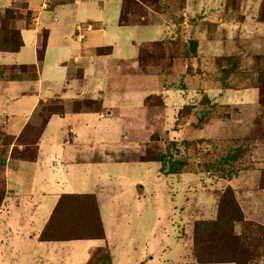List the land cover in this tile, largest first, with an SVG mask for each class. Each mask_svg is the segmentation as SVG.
I'll return each instance as SVG.
<instances>
[{"label":"rangeland","instance_id":"1","mask_svg":"<svg viewBox=\"0 0 264 264\" xmlns=\"http://www.w3.org/2000/svg\"><path fill=\"white\" fill-rule=\"evenodd\" d=\"M197 1L199 3L194 6ZM31 2L35 4V0ZM43 2L47 4L43 5L44 8L47 6L43 21L48 31V50L38 66V75L42 83L40 96L46 103L39 104L29 124L31 130L28 131V138L23 139L33 140L34 136L31 135L34 129L40 128L42 117L47 116L53 107H59L58 102L61 101L62 114L50 116L51 131H48V138L54 144L51 146L56 149H50L46 144L43 148L44 161L48 162L51 168L60 167L62 160L56 154L60 151L57 148V140L64 138L74 144L77 160L83 162L77 168L85 182L83 187L80 184L76 189L62 190L38 183L33 185L30 179L36 174V171H33L35 166L28 170L19 168L9 177L8 184L12 196L7 198L8 211L0 213V229L7 230L8 234L4 233L0 250L11 249L9 253L18 252V255L7 264H36L34 254L38 251L41 252L37 256L40 260L38 264H99L104 261L105 249H108L106 256L110 255L113 264H194L187 262L190 261L188 256L191 253L192 228L195 221L210 218L209 212L215 216L218 197L227 185H230L226 184L227 180H233L232 185L235 188L231 189L234 197L240 209L246 212L243 213L247 216L246 219L252 220L246 224H254H235V233L249 240L263 236L264 208L261 203H264V195L257 198V204L255 199H252L258 194L257 191H262L260 180L264 176V105H257L258 90L254 87L257 85L256 61L258 57L264 56V24L255 23L252 19L260 0H243L240 12L244 16L242 24L236 23L235 17L228 22V16H222L221 4L224 0H185L186 19L190 15L204 17L207 12L213 13V16H208L210 21L223 24L215 31L214 39L219 41L226 38L229 47L235 45L244 53L241 62L235 67L237 75L231 79V88L228 91H220V74L217 76L216 72L210 71L214 61L207 60V52L201 54L199 61L194 60V75L198 74L200 69L203 75L196 77L200 76L205 85L202 88L196 86L199 81L196 78V81L192 80L194 83L190 87L197 88L201 93L206 91L209 99L212 100L211 96L215 97L216 103L213 104L212 113L202 117L200 103L204 95L196 93L198 99L196 96L194 101H190V104H194L190 106L191 109L195 110L189 111L192 117L187 120L188 114L183 115L186 114L187 106H179L186 97L180 93V104L176 105L174 113L169 116L170 120L174 118L170 126L166 123L170 120L158 121L155 111H152L155 108L151 105H158V98L146 102V109L140 108L146 96L151 92L160 91L165 82L168 83L174 77L169 74L155 75L156 72H168L169 61L163 62L160 68L147 67L148 73L145 74L136 63L139 45L162 39L163 25L158 21V15L154 14L151 20L152 16H147L146 4L135 6L130 2V21L146 20V26L122 27L118 24L122 0H39L36 4L39 6ZM21 3L22 0H18L9 7L15 8L17 13L22 15V18H18V15L14 17V21L10 22L11 28H14L17 22L25 21L26 24L25 16L28 11L34 17L29 6L27 9H21ZM170 3L173 5L172 14L183 7L182 0H171ZM62 4H66L64 9L53 12L54 6ZM174 18L179 19V15H173ZM88 24L100 30L92 32L93 38L101 39L99 48L111 47L110 53L105 51L99 55L96 50L95 55L94 50L90 49L87 51L88 56L85 54L82 44L76 41L75 28H85ZM187 26L190 25H184L177 31L185 32V39L190 31ZM199 28L200 26H197L194 29L191 34L193 37ZM82 33L84 41L88 42L91 34H84V30ZM42 34L43 31L41 35H37L39 44ZM179 44L181 45L182 41ZM92 45L97 46L98 42L94 41ZM216 47L218 48V45ZM63 51L68 53L64 54ZM30 53L32 47L26 45L20 54L0 55V67H11L3 64H36L28 62ZM174 63L176 67L183 66L182 61L175 60ZM13 73L21 75L17 77L21 81L25 80L23 82L30 80V75L25 72ZM9 74L12 73L5 71L3 78H0V93L4 94L9 89L8 86L17 81L13 80L7 84L6 81L11 77ZM206 77H209L208 83ZM237 85L239 87H236ZM183 86L178 77L174 78L168 87L172 91H185ZM28 88L33 90L32 85ZM100 92H103L107 99V104L100 110L105 117L99 118L98 112L87 117H75L72 109L87 107V103H82V100L89 96H99ZM29 95L36 97L32 93ZM74 101H78L79 106H74ZM15 104L12 100L9 106L14 105L17 109ZM1 109L0 134L5 131L4 127L11 124L13 130L18 124L17 117L8 116L5 119ZM199 116L202 119H199ZM60 120L63 121L61 124ZM200 127H204V132L187 135L191 129ZM69 128L78 132L77 138L72 137L73 133L68 131ZM146 131L151 136L158 135L150 139L155 142L145 139ZM79 132H83L82 137ZM174 132L178 135L173 136ZM204 136L212 140L201 143L197 141ZM20 140L22 139L14 141L9 138L6 143L19 144ZM183 140L191 142L187 149L181 144ZM170 142L174 146H171ZM30 148L33 146L19 147L20 156H28ZM160 152L169 155L171 159H186L188 164L181 174L172 175L162 171L161 163L141 160L142 157H151ZM225 161L227 162L224 164ZM72 175L79 176V173ZM262 183L264 184V178ZM205 189L211 190L214 195L205 194ZM76 190L94 193L100 206L107 244L104 243V248L95 250L92 253L93 258L87 250L76 251V244L85 242H67L72 249L68 251L55 249L51 243H38L33 238L45 225L58 197ZM199 203L205 204V214L202 207L197 206ZM211 214L209 213L210 216ZM258 250L260 256L250 264H264V246ZM42 257L44 260H41Z\"/></svg>","mask_w":264,"mask_h":264},{"label":"trees","instance_id":"2","mask_svg":"<svg viewBox=\"0 0 264 264\" xmlns=\"http://www.w3.org/2000/svg\"><path fill=\"white\" fill-rule=\"evenodd\" d=\"M18 1V0H16ZM49 1V0H48ZM171 0H122L121 11L119 15V26H142L146 25V20L140 22H131L129 17L132 15V11L129 12L128 7L130 2L133 5H147L148 9L152 12L160 15L168 14L169 18L173 17L171 8L173 5ZM173 1V0H172ZM243 0H226V10H231V16H235L238 21H243V16L239 14ZM184 4V0H182ZM27 1L22 0L21 9H27ZM127 11V12H126ZM18 15V18H22V15L18 14L15 8H4L0 10V52L1 53H18L23 46L20 32L15 28L10 27V22ZM130 15V16H129ZM26 27L29 28L32 22L31 12L26 13ZM254 19L257 23L264 24V0H260V5L256 10ZM14 21V20H13ZM47 31L44 30L42 34L41 43L37 48L36 55L37 61L41 63L44 58V52L46 48ZM182 41L180 45L179 42ZM147 48L154 50L150 51ZM109 48L97 49V53L104 54L105 51H110ZM197 57V42L191 39L184 41L181 38L174 40H164L160 42H153L146 45H142L138 52V63L142 70H147V67L152 66L160 68L161 64L173 59H185ZM256 64L257 77L255 81L257 85L254 87L258 90V104L260 107L264 105V56L258 57ZM239 57H217L215 65L220 68L219 81L222 89L229 87L231 79L236 78L235 67L239 65ZM10 72L11 77L8 81L19 80L18 74H14L13 71L29 74L31 81L38 80V66L36 65H21L11 67H0V78L4 76V72ZM235 71V72H234ZM14 74V75H13ZM24 78V77H23ZM236 87H239L238 85ZM252 87V88H254ZM159 100V99H158ZM89 103L92 102H84ZM201 104L208 109L202 110V116L212 113L213 106H210V101L207 97H204ZM79 106V102H76L74 106ZM186 108L187 115L190 111V107ZM77 110V109H76ZM61 115L62 106L54 107L49 110L47 116L42 117L40 128L32 129L33 140L27 141L28 131L31 130L27 125L22 133L14 140L13 138L0 134V205L5 198V186L4 178L2 175L5 165L4 157L8 153L9 147L10 158L14 160H26L34 161L37 156L38 143L41 138L42 131L48 119L52 115ZM30 136V137H31ZM14 141L20 140L19 144L6 143L8 139ZM197 141H208V139H200ZM192 141V142H197ZM191 142L184 140L181 144L185 149ZM174 146L173 143H170ZM30 147L28 150V156L19 154V147ZM3 147H5L3 149ZM177 151V150H176ZM18 153V154H16ZM23 156V157H22ZM233 160L232 157H229ZM142 161L161 163L163 165L162 171L165 174L179 175L187 166L188 161L186 159H171L169 155L162 152L151 157H142ZM227 161L223 162L224 164ZM264 172V171H263ZM226 178H230L225 175ZM264 176L260 180V188L264 190V184L262 183ZM235 224L254 225L251 223L246 224L244 220L243 212L241 211L231 187L227 186L225 190L219 195L216 206V215L210 220H198L195 221L192 228L191 237V258L195 264H250L257 257L260 256L258 248L264 246V235L255 237L249 240L247 237L238 235L235 233ZM251 232V231H250ZM263 234V233H262ZM103 236V229L100 223L99 214L97 210V204L93 195H62L56 207L54 208L50 218L48 219L43 231L39 236L40 242L51 241H68L76 239H100Z\"/></svg>","mask_w":264,"mask_h":264},{"label":"crops","instance_id":"3","mask_svg":"<svg viewBox=\"0 0 264 264\" xmlns=\"http://www.w3.org/2000/svg\"><path fill=\"white\" fill-rule=\"evenodd\" d=\"M15 1L16 0H0V10H2L4 8L11 7L12 5H14ZM31 1L32 0H27V3L29 6V9L34 14V17H33L34 21L32 22L33 25L30 26L29 28H27L25 21H23V22L21 21V22H17L16 25L14 26V28L20 32L22 42H23V46L21 47V49L24 48L26 45L29 47H32V53H30V56L28 58V62L36 63V64H32V65L40 66V64L42 62L39 63L37 61V55H36L37 48L40 45L39 44L40 39L38 40L37 35H41L42 31L46 30L45 29V21H43V18H44V10H47L46 9L47 6L44 8L43 5H47V4H44L45 2H43L39 6H37L36 1H39V0H35L34 5L32 4ZM198 3H199V1H197L196 4H194V6H196ZM76 4H79V3H76ZM221 5L223 8V13H221L222 16H225V17L228 16L227 17L228 22H231V18H233L235 16H231V10H226V0H224V2ZM65 6H66V4L56 5L52 8V10H53V12L55 10L58 11L60 9H64L63 7H65ZM121 6H122V3H121ZM186 6H187V4H185V0H184L183 7L181 9H179L178 12L174 11L173 15H175V16L179 15V19H175V18L173 19V17L169 18L168 14H166V15L156 14V13L152 12L151 10L147 9V16H148V14H150L152 16L151 20H153L154 14L159 16L158 21L160 22L161 25H163L162 26V39L157 40V41L144 42L138 46V50H137L136 63H137L138 68L141 70V72L143 74H145V73H148V71L142 70L139 66V63H138V52H139L140 46L150 44L153 42H160V41H164V40H174V39L178 38V36H180L181 38H184L183 34H185V32H181V31L177 32V31L180 30V28L182 26L187 25V24L190 25V26H187L190 28V31L188 32L189 34L186 36L187 39H191V40L197 42V57L191 58L189 60L173 59L169 62V67L167 68L168 72L167 71L161 72V73L152 72V73H155V75H157V74H169L170 77L174 76L172 78V80H170L168 83L165 82V85L161 87L160 91H154V93L151 92L148 96H146L145 97L146 99L144 98L145 100L143 102V105L140 106V108L146 109L145 108L146 102L148 103L149 100H151L153 98H158L159 104L158 105H151L152 107L155 108L152 111H155L156 119L158 121H160L162 119L170 120L169 116L171 115V113H174V110L176 109V105L180 104L181 99L178 98V95L180 93H183V96L186 97L183 99L182 105H179L180 108L182 106H187V107L191 106L192 107L194 104H190V101H194L195 100L194 98H196V96L198 99V95L196 93H198L199 95L203 93L204 97H207L208 99L210 98L209 96L206 95V91H202V93H201V92H199V90L197 88L193 89L192 87H190V85H192V83H194V82H192V80L196 81V78L199 79V81L197 83L198 85H196V86H200L202 88L205 85V82L200 79V76L196 77V75H203L201 73L200 69L198 71V74L194 75L196 72V69H195L196 67H195L193 61L196 59H198V61H199V59L201 58V54L207 52L206 55L209 56V57H207L208 58L207 60L212 59L214 61V63L212 64V68H210V71L216 72L217 76H218V73L220 72V68H218L215 65V60L217 57L228 58V57L235 56V57H239L240 62H241L242 54L244 53L243 51H240L239 47H237L235 45H231L229 47V45L227 43L228 39H226V38H223L219 41L214 39L215 38V36H214L215 31L218 29L219 26H222L223 24H221V22L218 23L217 21H215V22L210 21V18H208V16H210V15L213 16L214 15L213 13L211 14V12H207L204 14V17H203V15H196V17H194L195 15H190L188 17V19H186L185 18ZM193 7H192V9H193ZM241 8H240L239 14L241 12ZM254 15H256V12H254V14L252 15V19L255 23H257L254 19ZM41 16H42V18H41ZM235 19H236V23H239V24L244 23V16H243V21H238V19L236 17H235ZM41 20H42V24H41ZM258 24L261 25L263 23H258ZM142 26H146V25H142ZM197 26H200V28H199V30H197L198 32L197 31L195 32V37H193L191 34L194 33V29ZM122 27H128V26H122ZM78 30H80V32H78ZM82 30H84V34L86 32V35L91 34L90 38L88 39V42L84 41V35L82 33ZM94 31H100V30L94 29L91 26V24H88L85 28H82L81 26H77L75 28L76 41H78L82 44L84 52L87 56H88L87 51H89L90 49L94 50L95 55H96L95 51L97 49H100L99 44H100L101 39L93 38L92 32H94ZM163 31H164V34H163ZM173 33H175V34H173ZM177 33H178V35H177ZM47 34H48V31H47ZM199 38H202V39L199 40ZM187 39H185L184 41H186ZM94 41L98 42L97 46L92 45V43ZM215 45L216 46L218 45V48ZM47 47L48 46H47V42H46V48ZM46 48H45L44 55H45V53H47V50H48V48L47 49ZM21 49L18 53H14V54H20ZM110 49H111V47H110ZM110 52H111V50L108 53H110ZM209 52H213L214 54L208 55ZM62 53L66 54L68 52L63 51ZM7 54H12V53H1L0 52V55H7ZM34 56H35V59H34ZM74 59H76V58H74ZM5 60L6 59H4V61ZM43 60H44V58H43ZM118 60H122V59H118ZM175 60L182 61L183 66L176 67V63H174ZM204 60H206L205 54H204ZM2 61H3V59H2ZM3 65L4 66H12V65H8V64H3ZM26 66H30V65H26ZM175 74H176V77H175ZM178 77H180V82H182V85H184L183 89H186L185 91H183V90L179 91L178 89L172 91V89L170 87H168L169 85H171V82L174 81V78H178ZM208 78L209 77H206V83H208V81H209ZM23 81H25V80H23ZM23 81H21V80L13 81L14 84L11 86H8L9 89L4 94L0 93V108H2L1 111H2V115L5 116L4 118L6 119L8 116H14V117L18 118V124H16L14 126L13 130H11V124H10L7 127H4L5 131L2 133V134H5V135L13 138L14 140L22 133L24 128L30 124L33 116L37 112L36 110H38L39 104L40 103H46L45 99H42V96H40L42 94V92H40L42 90V83H41V79H40L39 75H38V80H36V81H31V80H28V82H23ZM6 82L8 84V82H10V81H6ZM218 84L220 86V91H221L222 86H221L220 81H218ZM29 85L33 86L32 91H34V92H32L30 90V88H28ZM230 88H231V84L229 85V87L222 89V90L228 91ZM231 91H233V90H231ZM30 93L36 95V97L33 98V96L29 95ZM1 95H3V96H1ZM211 97H212V100L209 99L210 106L211 105L213 106V104L216 103V99L214 96H211ZM257 98H258V91H257ZM12 100L15 101V103H16L15 106H17V109H15L14 105L9 106L10 102L12 103ZM87 101L92 102L91 104L89 103V107H91V108L89 109V107H84V108H78L77 110L72 109V111L75 113V117H81V116L87 117L90 114L97 113V112L99 113V118L102 119L105 117V115L102 114L103 112L100 111L101 108L105 104H107V102H106L107 99H106V96L103 92H100L99 96H94L92 98H91V96H89V98L83 99L82 103L87 102ZM75 102H78V101H74V103ZM257 102H258V100H257ZM58 104H61V101H59ZM257 105H258V103H257ZM207 109H208V107L205 108L202 105V110H207ZM190 110H195V109L192 108ZM10 111H13V112H10ZM200 114L202 116V114H203L202 111H200ZM201 116H199L198 118L200 119ZM186 117H187L186 118L187 120H190V118L192 117L190 115V112L188 113V115ZM202 117H206V115H203ZM173 119L174 118H171L170 122L167 121L166 123L170 126V123L173 122ZM62 122L63 121L60 120L59 123L61 124ZM50 123H51V117L48 119V121L45 124L44 129L42 131L41 138H40V141L38 143L37 156H36V159L34 161H26L24 159H22V160L11 159L10 158V150L12 149L13 146L12 145L10 146L9 153L6 154V157H4L5 165L3 168L2 175L4 178L5 198L2 202V204L0 205V213L4 210L8 211L7 198L9 196H12V194H11L12 190L9 187L10 185L8 184V179H9V177H12L15 174L14 172L19 170V168L28 170L30 167L35 166L33 171L34 172L36 171V174L30 179V183L33 185L38 183V184H43L46 187L47 186H53V187L59 188L61 190L62 189H71V188L76 189L80 184H82V187H83L85 181H84V178L82 176V173L79 172L78 168H77L83 162L80 160H77V156L75 154L76 149H74V147H73L74 144H71L70 142L66 141L64 138L61 140H57L59 142V146L57 148H59L60 151H59V153H56V154H57L58 158H60L62 160L60 167L51 168V167H49V163L44 161L45 153H44L43 148L46 146V144L48 145V147L50 149H56V147L54 148L51 146L54 144L48 138V131H51V129L49 127ZM164 126H165V121H164ZM177 127H179V126H177ZM68 131L73 133L72 137H74V138L78 137L77 131L73 130L72 128H69ZM202 132H204V127L195 128L194 130L191 129L190 131L187 132V135L191 134L190 136H193L197 133H202ZM81 133L79 132L80 137L83 136V132H81ZM176 135H178V133L174 132L173 136H176ZM146 136L147 137L145 139H148L149 140L148 142H155V141H151L152 137L154 138V137H157L158 135L153 134L151 136L150 133H148L146 131ZM202 139L212 140V138L210 139V138H207L206 136H204ZM197 140H200V139H197ZM156 142H158V141H156ZM170 143H172V142H170ZM115 161H117V160H115ZM152 163H155V162H152ZM73 173H79V176L72 175ZM232 181L233 180H227L226 184H230L227 186L234 189L235 187H234V185H232ZM245 191H246V189L242 192V194ZM257 192H258V194H255L254 192H252L253 194H255V197L252 199H255L256 204H257V202H259V200H257V198H259V196L264 195V190L257 191ZM204 193L207 194V193H212V192L209 189H205ZM236 193L237 192H235V194ZM70 194H73V195H93L94 196L96 204H97V210H98V214H99L100 223H101L102 229H103L102 238H100V239H81V240L76 239V240H68V241L40 242L39 236H40L41 232L43 231L48 219L50 218L54 208L56 207L59 198L62 195H70ZM212 194L214 195V193H212ZM242 194L240 195L241 199L243 198ZM261 204H263V208H264V203L262 202ZM197 206L202 207V210L204 211L203 214H205L207 212V211H205L206 206L204 203L201 205L199 203ZM52 212L48 216V219H47L45 225L42 228H40V230H38V232L33 236L34 240H36L38 243H51V245L55 246L54 247L55 249H60V250L67 249L69 251L72 249L70 248V246H68V244H66L67 242H74V241L85 242V243L76 244V251H79L77 249L87 250L89 256L91 255V258H93L94 254H92V253L95 250L104 248V243H106V233L104 231L103 223H102V220L100 217L101 213H100L99 202H98V199L96 198V195L94 193H88V192H84V191L80 192V190H76V191L71 192V193L61 194L58 197V199H57V201H56V203L52 209ZM242 212L246 213L244 210H242ZM209 213L211 214V212H209ZM209 213H208V216L210 218H208V219L206 218L205 220H210V219H213L215 217V216L213 217V215H214L213 213L211 214V216L209 215ZM215 215H216V213H215ZM246 217L247 216H244L245 222H251L252 221V220H247ZM4 233L8 234L7 230L0 229V245L2 244V239H3ZM191 244H192V242H191ZM105 246H107V245H105ZM10 250L11 249L0 250V262L1 263L5 262V264H7L12 259L14 260L17 257L18 252L9 253ZM190 250H191V248H190ZM104 251H105V254L103 256L104 261L100 262L101 261L100 260L99 264H113L112 261H110V255L106 256L108 249H105ZM40 254H41V252H39V251L35 252V254H34L35 255L34 261L35 262L33 261L34 263H36V264L39 263L40 260H38L37 256H39ZM48 257H50V256H48ZM4 258H6L5 261H4ZM188 258L190 259V261L187 260V262L194 263L192 261V258H191V253H190V256H188ZM41 260H44V257H42ZM86 264H97V263L87 262Z\"/></svg>","mask_w":264,"mask_h":264}]
</instances>
